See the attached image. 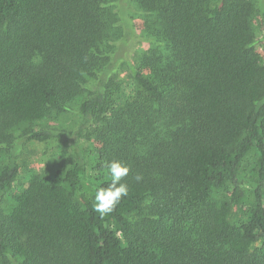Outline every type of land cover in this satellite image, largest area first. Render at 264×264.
Wrapping results in <instances>:
<instances>
[{
    "label": "trees",
    "instance_id": "obj_1",
    "mask_svg": "<svg viewBox=\"0 0 264 264\" xmlns=\"http://www.w3.org/2000/svg\"><path fill=\"white\" fill-rule=\"evenodd\" d=\"M257 14L264 0H0V264H264ZM28 143L47 172L22 173ZM111 160L129 192L101 217Z\"/></svg>",
    "mask_w": 264,
    "mask_h": 264
},
{
    "label": "clouds",
    "instance_id": "obj_2",
    "mask_svg": "<svg viewBox=\"0 0 264 264\" xmlns=\"http://www.w3.org/2000/svg\"><path fill=\"white\" fill-rule=\"evenodd\" d=\"M104 167L111 178V182L107 187L99 188L94 197V210L98 212L101 217L111 213L121 199L126 197L129 192L128 185L122 182L130 172L129 166L119 160H111L105 162ZM141 179L142 176H136L137 181Z\"/></svg>",
    "mask_w": 264,
    "mask_h": 264
},
{
    "label": "rangeland",
    "instance_id": "obj_3",
    "mask_svg": "<svg viewBox=\"0 0 264 264\" xmlns=\"http://www.w3.org/2000/svg\"><path fill=\"white\" fill-rule=\"evenodd\" d=\"M134 13V11H133ZM136 15V12H135ZM136 24L138 25L139 32L143 27V21L141 17L136 16ZM254 26L257 30L258 42L254 45V49L257 52L258 60L261 65L264 66V23L259 14H257L254 18ZM146 48V44H142L139 49ZM138 49V50H139ZM126 74H121L124 77ZM83 145L87 148L91 147L92 142L83 141ZM45 144L40 143H28L24 148L21 156L20 162L22 165V173H25L26 168H32L39 172H47L50 169V164L48 163L47 157L48 154L45 152Z\"/></svg>",
    "mask_w": 264,
    "mask_h": 264
}]
</instances>
